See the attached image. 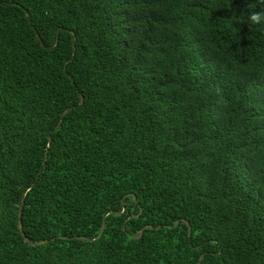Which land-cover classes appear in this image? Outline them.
Instances as JSON below:
<instances>
[{
	"label": "trees",
	"instance_id": "1",
	"mask_svg": "<svg viewBox=\"0 0 264 264\" xmlns=\"http://www.w3.org/2000/svg\"><path fill=\"white\" fill-rule=\"evenodd\" d=\"M0 1V264H264V0Z\"/></svg>",
	"mask_w": 264,
	"mask_h": 264
},
{
	"label": "clouds",
	"instance_id": "2",
	"mask_svg": "<svg viewBox=\"0 0 264 264\" xmlns=\"http://www.w3.org/2000/svg\"><path fill=\"white\" fill-rule=\"evenodd\" d=\"M249 23L257 25L264 23V11H256L249 14Z\"/></svg>",
	"mask_w": 264,
	"mask_h": 264
},
{
	"label": "water",
	"instance_id": "3",
	"mask_svg": "<svg viewBox=\"0 0 264 264\" xmlns=\"http://www.w3.org/2000/svg\"><path fill=\"white\" fill-rule=\"evenodd\" d=\"M9 3H10V2L0 1V4H2V5H7V4H9ZM36 35L38 36V33H36ZM72 43H74V42H72ZM41 45L44 46V47H46L42 42H41ZM52 47H53V46H52ZM52 47H50V48H52ZM46 48H49V47H46ZM73 49H75L74 46H73ZM79 99H80V100H79V103L75 104V105H74L75 107H77V106L83 104L84 100H83L82 95H79ZM71 108H72V106H69L68 108H66V109L63 111L62 115H64L65 113H67ZM21 207H22V201H21V204H20L19 215H20V213H21Z\"/></svg>",
	"mask_w": 264,
	"mask_h": 264
}]
</instances>
